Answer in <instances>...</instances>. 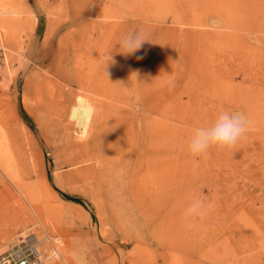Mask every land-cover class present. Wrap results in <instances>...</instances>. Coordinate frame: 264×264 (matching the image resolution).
I'll return each mask as SVG.
<instances>
[{
	"label": "rangeland",
	"instance_id": "374dc122",
	"mask_svg": "<svg viewBox=\"0 0 264 264\" xmlns=\"http://www.w3.org/2000/svg\"><path fill=\"white\" fill-rule=\"evenodd\" d=\"M137 31L147 41L121 54L122 36ZM65 55L81 60L95 87L68 82ZM152 76L167 84V201L150 210L126 187L112 207L92 193L91 179L76 176L84 163H73L62 144L130 136L140 155L148 120L140 107ZM81 102L101 113L84 134L69 118ZM224 110L245 113L250 130L234 147L191 158L194 129ZM47 115L66 128L44 129ZM2 187L0 251L31 234L46 264H264V0H0ZM192 192L208 210L188 228L182 216Z\"/></svg>",
	"mask_w": 264,
	"mask_h": 264
},
{
	"label": "bare ground",
	"instance_id": "6f19581e",
	"mask_svg": "<svg viewBox=\"0 0 264 264\" xmlns=\"http://www.w3.org/2000/svg\"><path fill=\"white\" fill-rule=\"evenodd\" d=\"M62 57L66 61V62H64L65 65H67L68 67L70 65L72 66V70H71L72 75H70V76L67 75L68 79L66 78V76L64 77V79L66 78L69 83H70V81H73V83H75L74 86L77 84L78 87H80L81 89H85V88L91 89L92 87H95L93 85L92 81L91 82L89 80L87 81V77L85 76L84 73H82L83 71H82L81 67L83 65L81 64L80 65L81 67L78 65L79 63H81L80 62L81 60L80 61L78 60L79 58H75V59L71 58V57L69 58L66 55L62 56ZM78 61H79V63H78ZM87 61H89V60L87 59ZM59 62H60V60L58 61V63ZM139 62H140V60H139ZM57 68H58V64H57ZM88 68L89 67H87V69ZM97 68H99V67H97ZM89 69L87 70L88 72H90ZM55 71L57 73L58 70H55ZM69 72H70V70H69ZM162 74L164 75V73H162ZM90 75H91V72H90ZM45 76H47L46 73H45ZM94 76H97V75L94 74ZM98 76H99V74H98ZM98 76H97V78H98ZM158 76H160L159 73H158ZM242 77H243V75H242ZM45 78H47V77H45ZM161 78H163V77H161ZM161 78H160V82L155 81L153 76H152V78H150V80H146L147 83L145 81V86H148V91L145 92V95L141 101V107L140 108H142L143 111L146 112L145 116L148 120H146L145 124H143L145 127L144 129L141 126L143 132L141 133V131H138V133H141L143 135V137H142V135L140 137V138H143V142L141 140H139L143 143L142 144L143 146H141L142 149H140V150H142V151H140V153H141L140 155L137 154L139 152L138 150H137V153H136V151H134V150H136V148H134L135 146L133 144L134 139L130 140L129 139L130 136H127V137H129L128 138L129 140L125 139L127 142L123 141L124 138L121 141V139H119L118 137H117V140H118L117 141L115 136L112 138L115 139L116 141H111L110 140V138H111L110 133L113 132V130H114V129L112 130V128L108 129L110 131L112 130L110 133H107L106 130H104V132L103 131L99 132V133L103 132V135H104V133L106 131V133L109 136H106V134L104 136H106L107 138L110 137L108 139L106 138L107 141L102 142V140L97 139V137H94L97 135L96 134L94 136H91V137L88 136L87 138H84L81 140L78 139V141H73L74 139H71L72 141L68 140V142L65 144V146L62 144V146L65 147L66 151L68 152V155H69L68 158L72 159L73 163H76V164L84 163L81 167L76 168V171H75L76 176L83 181H87L88 179H91L90 181H88L86 183L89 185L90 189L92 190V193L94 195L100 194L101 199L105 198L106 201H108V203H107L108 205L112 206V205H114L113 203H115L116 200L120 201L121 200L120 196H118V193H116V191L121 189V188L123 189L126 187H127L128 192H129L130 198L135 199V200L137 199V201L138 200L140 201V204L144 203L145 205H148L149 207L151 206L152 209H154L153 207H156V206L159 207V205L164 206V204L167 201V197H168V193H169L168 192V189H169L168 186L170 183V181L168 183L169 173H170L169 172L170 169H169L168 154H169L170 145H168V140H167V133H168L167 126L168 125L166 124V121H165L166 109H167L166 106L167 105H166V93H165L164 89L167 87L166 86L167 84L164 82L165 79L162 80ZM104 79H106V78H104ZM65 80H63V81H65ZM90 80H91V78H90ZM100 80H99V82H100ZM94 84L97 85L95 82H94ZM71 85H72V83H71ZM42 87H44V86L42 85ZM64 89H65V86H64ZM166 90H167V88H166ZM45 91H46V88H45ZM148 93H149V96H148ZM159 95H160V99H159ZM138 97H140V96H138ZM48 101H50V99H48ZM52 101H53V99H52ZM134 101H135V99H134ZM60 103H63V102H60ZM50 104H52V103H50ZM57 104H58V102H57ZM106 104H105V106H106ZM260 106H261V104H260ZM107 111H108V109H107ZM53 113H55L56 118L61 116V113H58V114L56 112H53ZM154 113H158V115H159L158 119H157V117L152 118V116L150 115V114L154 115ZM100 114L101 113H99V111L96 110L95 107L94 108L90 107V105L88 106V105L83 104L81 102V103L74 105L70 109L69 118L74 122V124H76V125L80 124L81 125L83 130H81L80 133L84 134L87 131H91V129H92L91 126H93L94 123L99 122L98 120H99ZM142 114H144V113H142ZM114 115H115V113H114ZM114 115H113V117H114ZM47 116H50L51 118L46 120L45 125L43 124V126H42L43 128L45 126L51 127V129L52 128H56V129L66 128V127L62 126L61 121H59V119H56V118H54V116H51V115H47ZM138 116H139V114H138ZM110 118H111V116H110ZM110 118L108 117V120H110ZM121 121H119V122H121ZM108 122L111 123V121H108ZM112 122H113V120H112ZM115 122H116V120H115ZM102 124L104 125V123H102ZM114 124L111 123V125H114ZM118 124L117 125L115 124L117 126V127L115 126L116 129L119 127ZM105 125H106V123H105ZM121 126H122V124H121ZM42 127L40 128V130H43ZM95 127H96V124H95ZM97 127H98L97 130H99V128H100L99 125ZM103 127L101 130L104 129ZM110 127H113V126H110ZM131 128L134 129L135 127L133 128V125H132ZM116 129H115V131H117ZM93 130H94V128H93ZM120 130H118V131H120ZM126 130H129V129L126 128ZM138 130H139V128H138ZM123 131H124V129H123ZM131 131L132 130L130 129V131H129L130 134H131ZM94 132H95V130H94ZM96 133H98V132H96ZM115 133H113V134H115ZM118 134L119 133H116L115 135L118 136ZM123 134H125V133H123ZM135 134L137 135V132ZM132 135H134V134H132ZM136 137L137 136H135V139H136ZM139 141L138 142L136 141V143L138 144ZM60 142H61V140H60ZM139 147H140V145H139ZM132 151H133V153L135 152V154H137L136 157H134L132 160H130V159L127 160L128 159L127 158L128 153L127 154H124V153L125 152H132ZM123 154L126 155V157L124 156L125 158L124 157L122 158ZM131 155H132V153H131ZM6 158H8V157H6ZM15 185L18 188H21L22 191H24L23 182L17 181V182H15ZM6 200H7L6 189H5V187H2V188H0V206H2L6 202ZM112 201H114V202H112ZM135 205H137V204L135 203ZM138 206H139V204H138ZM112 207H114V206H112ZM151 207H150V210H151ZM116 208L118 210V207H116ZM120 211H121V208H120ZM120 211H118L117 213H119ZM111 213L114 214L115 211L112 212V210H111ZM118 215H120V213ZM113 216L115 219V215H113ZM0 220H3V218H0ZM34 241H36V238L34 239ZM38 250H39V248H38ZM162 259H164V255H163ZM49 262L52 263L51 261H49Z\"/></svg>",
	"mask_w": 264,
	"mask_h": 264
},
{
	"label": "clouds",
	"instance_id": "9594fccd",
	"mask_svg": "<svg viewBox=\"0 0 264 264\" xmlns=\"http://www.w3.org/2000/svg\"><path fill=\"white\" fill-rule=\"evenodd\" d=\"M147 39L137 31L125 34L119 41L121 54H133ZM112 56H110V62ZM252 120L243 112L221 111L209 126L197 127L187 141L185 151L193 159L207 157L212 150L222 151L234 147L250 130ZM191 202L184 208L182 219L186 227L192 228L208 210L203 196L189 194Z\"/></svg>",
	"mask_w": 264,
	"mask_h": 264
},
{
	"label": "built area",
	"instance_id": "2783aa9c",
	"mask_svg": "<svg viewBox=\"0 0 264 264\" xmlns=\"http://www.w3.org/2000/svg\"><path fill=\"white\" fill-rule=\"evenodd\" d=\"M17 236L8 246L0 251V264H46L43 261L39 245L35 236ZM33 242H32V241Z\"/></svg>",
	"mask_w": 264,
	"mask_h": 264
}]
</instances>
